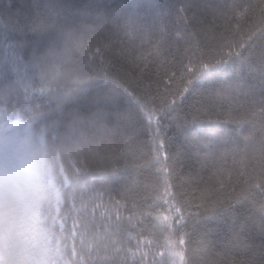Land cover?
<instances>
[{
  "label": "trees",
  "instance_id": "16d2710c",
  "mask_svg": "<svg viewBox=\"0 0 264 264\" xmlns=\"http://www.w3.org/2000/svg\"><path fill=\"white\" fill-rule=\"evenodd\" d=\"M261 9L264 0H0V125L21 144L23 138L31 143L24 150L36 175L31 180L51 193L41 210L51 264H174L172 242L183 253L181 264H225L226 259L264 264L258 252L225 255L217 246L213 254L200 241L181 244L148 226L142 231L134 226L142 208L125 203L156 187L143 129L150 131L159 117L171 140L176 125L193 109L201 110L200 97L193 94L170 113L166 97L180 85L174 82L166 91V79L179 64L212 55L204 44L220 26L239 22L251 37L248 45L259 51ZM257 75L245 72L241 91L258 84ZM77 79L88 82L84 91H74ZM198 126L219 125L202 119ZM239 136L242 149L244 138L260 139L261 133L245 126ZM183 143L176 137L167 148L175 151ZM186 146L202 156L218 147L203 140ZM121 149L127 153L122 160ZM259 155L249 148L244 156L253 178L261 169ZM137 178L143 185L139 192L132 184ZM247 198L252 200L251 194ZM219 222L208 221L213 227ZM226 232L227 226L220 237ZM232 248L245 245L234 241Z\"/></svg>",
  "mask_w": 264,
  "mask_h": 264
},
{
  "label": "snow or ice",
  "instance_id": "6c2138e0",
  "mask_svg": "<svg viewBox=\"0 0 264 264\" xmlns=\"http://www.w3.org/2000/svg\"><path fill=\"white\" fill-rule=\"evenodd\" d=\"M261 12L264 14V9ZM213 31L212 42L204 44L212 55L207 59L199 57L196 64L191 60L179 64L164 84L166 91L174 82L180 85L166 97L170 113L178 111V101L183 103L193 94L200 97L201 110L193 109L190 116L177 124L171 140L161 131L159 117L154 128L143 129L150 141L146 163L156 187L146 191L139 201L129 199L125 203L132 209L142 208L135 227L142 231L145 226L155 229L167 241L179 238L184 244L191 239L207 244L213 254L219 246L225 255L258 252L264 257V210L256 208L259 204L264 209V44L259 51L250 47L247 40L251 37L239 22L229 29L220 26ZM102 70L107 71L103 66ZM245 72L258 74V84H250L247 92L241 91L240 84ZM87 83L77 79L74 91H84ZM202 119L219 126H198ZM245 126L257 128L261 138H244L241 149L239 132ZM176 137H183L184 143L169 151L167 146L174 145ZM190 140L212 141L218 147L208 149L202 156L200 151L193 153L186 146ZM249 148L260 154L261 169L255 178L244 162ZM162 152H166L165 157H161ZM119 155L122 160L127 153L121 149ZM209 160L213 161L211 166ZM132 184L137 186V192L143 188L139 178ZM248 194L252 200L247 198ZM212 220L220 222L213 227L208 223ZM250 223L254 229L249 227ZM225 226L227 232L220 237ZM210 236L217 239L209 240ZM234 241H240L245 248H232ZM160 249L158 255L163 259L164 251L161 253ZM173 255L183 253L176 250ZM225 264L238 262L226 259Z\"/></svg>",
  "mask_w": 264,
  "mask_h": 264
},
{
  "label": "clouds",
  "instance_id": "9594fccd",
  "mask_svg": "<svg viewBox=\"0 0 264 264\" xmlns=\"http://www.w3.org/2000/svg\"><path fill=\"white\" fill-rule=\"evenodd\" d=\"M49 71L55 74L57 69L51 67ZM50 199L51 193L39 182L0 188V221L9 244L30 248L34 253L47 245L48 229L41 210Z\"/></svg>",
  "mask_w": 264,
  "mask_h": 264
},
{
  "label": "rangeland",
  "instance_id": "374dc122",
  "mask_svg": "<svg viewBox=\"0 0 264 264\" xmlns=\"http://www.w3.org/2000/svg\"><path fill=\"white\" fill-rule=\"evenodd\" d=\"M5 127L0 125V188L11 184L20 187L21 183H36L31 179L35 178V171L30 169L28 158L24 151L30 147V142H25L14 136V133H5ZM29 149V148H28ZM5 226L0 221V264H50V255L47 248L50 245L48 236L47 245L34 253L30 248H17L9 244L5 239ZM171 255L174 264L182 263V256H175L173 253L179 250L178 245L172 242ZM180 251V250H179ZM37 255L39 259L37 260Z\"/></svg>",
  "mask_w": 264,
  "mask_h": 264
}]
</instances>
